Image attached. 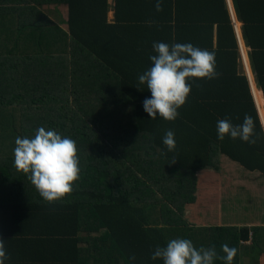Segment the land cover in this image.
<instances>
[{
	"label": "trees",
	"instance_id": "trees-1",
	"mask_svg": "<svg viewBox=\"0 0 264 264\" xmlns=\"http://www.w3.org/2000/svg\"><path fill=\"white\" fill-rule=\"evenodd\" d=\"M44 4L67 6L68 31L39 10ZM223 5L226 18L213 52L225 71L216 79L190 80L192 91L178 118L165 121L144 111L151 93L138 81L152 66L141 61L156 55L153 43L165 38L144 46L149 41L141 43L143 31L134 30L138 23L126 27L137 37L126 36L118 23L108 22L107 0H0L5 245H54L57 264H163L151 259L155 247L186 238L197 248L215 245L220 255L223 244L234 247L232 264L238 262L248 230L190 228L183 217L185 207L196 203L199 174L220 154L264 177L261 120L248 78L232 70L240 53L226 0ZM235 7L245 23L255 82L264 93V0H235ZM246 114L261 137L255 144L217 138L218 120L241 124ZM39 127L74 139L78 147L79 180L70 196L53 204L13 167L15 139L32 137ZM168 130L175 134L171 152L163 144ZM261 231H254L253 243L263 251Z\"/></svg>",
	"mask_w": 264,
	"mask_h": 264
},
{
	"label": "crops",
	"instance_id": "crops-1",
	"mask_svg": "<svg viewBox=\"0 0 264 264\" xmlns=\"http://www.w3.org/2000/svg\"><path fill=\"white\" fill-rule=\"evenodd\" d=\"M107 2L108 22L118 23L121 32L135 38L137 36L133 31L126 27L131 23L142 25L134 30L137 34L140 30L143 31L140 35L141 43L144 39L149 41L144 46L157 38H165L164 43L169 45L191 43L209 51H217L219 48L220 29L226 18L223 0H163L161 12L155 9L157 0H107ZM226 3L240 53L232 70L237 76L248 78L261 125L264 126V93L255 82L250 60L251 48L246 46L244 39L245 23L238 15L235 0H226ZM41 7L48 10L47 14L50 17ZM39 8L59 28L68 31L66 5L44 4ZM252 12L249 16H252ZM125 35L120 34L122 43L126 40ZM229 61L234 63L233 58ZM141 62L145 66L152 65L150 58ZM217 62L216 59V71L220 75L225 69L222 63L218 65ZM229 196L232 197L231 200ZM183 217L190 228L248 230L249 240L240 242L239 259L236 264H264V250H260L253 243L254 231L261 229L264 244V177L260 173H251L224 155H218L210 162L209 167L199 174L196 203L185 207ZM5 247L10 257L5 264H57L60 261L58 257L52 256L54 245L24 244Z\"/></svg>",
	"mask_w": 264,
	"mask_h": 264
},
{
	"label": "clouds",
	"instance_id": "clouds-1",
	"mask_svg": "<svg viewBox=\"0 0 264 264\" xmlns=\"http://www.w3.org/2000/svg\"><path fill=\"white\" fill-rule=\"evenodd\" d=\"M157 12L163 10V0L155 4ZM156 55L150 56L152 66L138 76L140 85H146L151 93L143 102L144 111L155 120L158 116L165 121H175L192 91L193 79H216L215 52L193 46L191 43L154 42ZM255 121L246 114L241 124H233L228 118L217 121V138H239L245 143L255 144L261 137L255 132ZM264 134V126L261 127ZM13 148V167L25 174L36 192L46 204H53L70 196L74 184L80 177L78 147L74 139L62 136L55 130L39 127L32 137H17ZM168 151L176 148L175 134L168 130L163 137ZM220 255L215 245L194 246L190 239L174 238L166 247L156 246L152 260L161 259L163 264H214L219 259L232 264L237 249L227 244L221 246ZM10 257L5 240L0 237V264ZM130 259L135 260L132 256Z\"/></svg>",
	"mask_w": 264,
	"mask_h": 264
},
{
	"label": "rangeland",
	"instance_id": "rangeland-1",
	"mask_svg": "<svg viewBox=\"0 0 264 264\" xmlns=\"http://www.w3.org/2000/svg\"><path fill=\"white\" fill-rule=\"evenodd\" d=\"M41 9H43V7H41ZM49 9H52V8H51V7H49ZM42 11L46 12V14H47V11H48V10H45V9H43ZM47 15H48V14H47ZM48 16H49V15H48ZM49 17H50V16H49ZM230 196H231V195H230ZM230 196H229V200H231V199H232V197H230Z\"/></svg>",
	"mask_w": 264,
	"mask_h": 264
},
{
	"label": "bare ground",
	"instance_id": "bare-ground-1",
	"mask_svg": "<svg viewBox=\"0 0 264 264\" xmlns=\"http://www.w3.org/2000/svg\"><path fill=\"white\" fill-rule=\"evenodd\" d=\"M257 97H258V99H260V98H259V95H258Z\"/></svg>",
	"mask_w": 264,
	"mask_h": 264
}]
</instances>
